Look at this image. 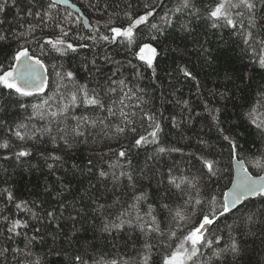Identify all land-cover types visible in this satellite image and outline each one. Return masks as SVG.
Returning a JSON list of instances; mask_svg holds the SVG:
<instances>
[{"label": "snow or ice", "instance_id": "1", "mask_svg": "<svg viewBox=\"0 0 264 264\" xmlns=\"http://www.w3.org/2000/svg\"><path fill=\"white\" fill-rule=\"evenodd\" d=\"M186 42L218 78L208 99L187 64L161 67ZM0 45L12 49L0 62V160L35 153L44 164L28 167L46 166L63 191L56 173L90 149L83 168L72 165L88 179L79 200L54 184L48 207L0 190V264H48L53 252L61 264H264V0H0ZM237 50L251 71L233 67ZM173 72L192 82L195 106L164 90L156 106ZM210 100L239 110L230 127ZM166 103L179 111L165 116ZM200 119L219 151L199 134L192 151L167 146L165 121Z\"/></svg>", "mask_w": 264, "mask_h": 264}, {"label": "trees", "instance_id": "2", "mask_svg": "<svg viewBox=\"0 0 264 264\" xmlns=\"http://www.w3.org/2000/svg\"><path fill=\"white\" fill-rule=\"evenodd\" d=\"M72 1L75 2L78 6L84 5L85 7H87L88 4V0ZM13 12L14 9L10 10L8 16L9 20H11ZM88 12L92 13V15H90L89 17L90 20L99 18V14L92 12L91 9H88ZM85 31L87 30L85 29ZM180 35L183 34L181 33ZM186 43L188 44V51L182 58L176 53H169L167 59L162 62L161 67L167 69L168 71H173V69L175 68V65L173 64V58H175L176 64H187L189 69L192 70L194 74L198 73V79H200L202 85L201 90L205 93V99H208L207 92L208 90L213 88L217 82H219L218 78L212 72V70L206 64H203L202 61L198 58L196 50L191 42ZM180 47H183V44H181ZM212 47L215 48L216 45L213 44ZM11 50L12 49L9 47L0 45V62L5 61V58L10 54ZM228 54L234 61L233 67L239 70L241 65L249 64L250 67L248 71H251L250 61L247 59V57L240 59V53L238 50L235 52L230 51ZM81 55H87V53L85 52ZM116 58L122 59L123 53L118 55ZM79 62L80 57H76L75 60L72 61L73 65H78ZM193 65H195V67H193ZM147 75H150V73H147L146 76ZM163 75L164 74L161 73V76ZM206 76L207 79H205ZM256 79L257 81H259L260 76L257 75ZM170 82L174 84V87H169ZM149 84L150 81L146 79L141 83V86L148 87ZM161 90H164L167 93L168 100L173 99L171 93L175 92L177 97L183 95V98L191 99L194 106L195 104L199 103V101L196 100L194 96L196 89L192 86V82L186 81L182 74H179L178 72H173V78H171V81L166 76L163 78L161 87L158 88L155 92V96L157 97L155 103L157 107H160L161 103L159 100ZM149 91H151V88H149ZM210 103L215 107L221 108V120L224 122L222 126L230 127L231 124L236 121L239 110L234 108L231 102H217L210 100ZM202 108L203 105L201 104L200 107L196 108V111L202 112ZM164 109L165 116H168L170 112L174 114L179 111L177 107H174L172 104L167 103L164 105ZM202 114L205 116L207 115V113ZM164 123L166 126L165 135L163 138L165 139V142L169 147H182L184 148L185 152L192 151L197 147L195 141L197 134H199L203 138L207 139L209 143L215 144L217 146V151L220 150L221 146L216 140L218 134L214 127L210 129L208 126L210 121L200 119L198 121H195L192 126L181 125V129L171 128L167 121H165ZM115 146L116 145H113V147ZM224 147L226 149V145ZM89 151L90 149H82L79 153L71 154V157L67 159L64 167L56 173L57 176H61L63 178V183L66 185V189H64L63 191L61 190L60 185L56 182L55 177L48 175V169L46 168V166L38 169H31L28 167L29 164H37L43 166V160H41L39 156L35 155V153L32 158H22V164H18L15 160H0V190H2L5 186H11L14 190L15 195L19 199L28 201L35 200L38 203L47 201L48 203H45L44 206L48 207L49 204L54 203V201L52 200V195H54L55 192H53L52 195H48L45 193L44 189L47 184H54L55 191H62V199H66L69 203H71L74 199L79 200L80 196L83 194L84 189L88 187V179L87 177L82 175L81 172L72 168V165L75 164L78 168H83L87 163V159L89 158ZM149 151H151V149H149ZM172 158L180 159V154L173 153ZM224 166H227L226 150L224 156ZM4 169H7V173L4 172ZM65 169H68L67 173H65ZM9 176L12 179L8 185H5L4 180ZM81 181H83V184H81ZM13 212H15L14 208ZM65 215H67V213H65ZM67 223L70 225L71 222L69 221ZM81 235H83V233H81ZM87 239L90 241L93 239V233L91 231H89V233L87 234ZM94 242L99 243L98 241ZM0 243H3V241L0 240ZM20 246H23L22 242L20 243ZM63 246V238L61 237L57 241L56 247L62 248ZM37 250L41 251V254H43V251H46V249L41 250L39 245H37ZM46 259L48 261V264H61V257H58L54 252L49 254Z\"/></svg>", "mask_w": 264, "mask_h": 264}, {"label": "water", "instance_id": "3", "mask_svg": "<svg viewBox=\"0 0 264 264\" xmlns=\"http://www.w3.org/2000/svg\"><path fill=\"white\" fill-rule=\"evenodd\" d=\"M70 2H71V3H73V4H76V3H75V2H73L72 0H70ZM76 5H77V4H76ZM77 6H78V5H77ZM78 7H79V6H78Z\"/></svg>", "mask_w": 264, "mask_h": 264}]
</instances>
